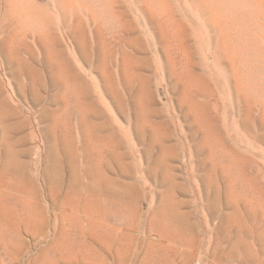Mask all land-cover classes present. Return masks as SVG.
<instances>
[{
	"label": "rangeland",
	"instance_id": "obj_1",
	"mask_svg": "<svg viewBox=\"0 0 264 264\" xmlns=\"http://www.w3.org/2000/svg\"><path fill=\"white\" fill-rule=\"evenodd\" d=\"M0 52V264H264V0H0Z\"/></svg>",
	"mask_w": 264,
	"mask_h": 264
},
{
	"label": "bare ground",
	"instance_id": "obj_2",
	"mask_svg": "<svg viewBox=\"0 0 264 264\" xmlns=\"http://www.w3.org/2000/svg\"><path fill=\"white\" fill-rule=\"evenodd\" d=\"M122 33V32H121ZM124 33V32H123ZM10 36V34H9ZM122 39V38H121ZM120 42V41H119ZM125 48V47H124ZM118 50V49H117ZM120 50H121V47H120ZM125 51V50H124ZM122 52V51H121ZM126 52V51H125ZM1 53V52H0ZM119 53V52H118ZM125 55H128L127 53H125ZM122 56V55H121ZM123 58V57H122ZM119 75V73H118ZM124 85V84H123ZM122 86V85H121ZM7 90V89H6ZM10 94V92H9ZM10 97V95H9ZM6 99V98H5ZM8 101V100H7ZM1 105V104H0ZM59 106V105H58ZM63 106V105H62ZM61 107V106H59ZM62 108V107H61ZM66 109H68V105H66ZM64 110V108H63ZM1 111V110H0ZM13 112V111H12ZM12 117V116H11ZM5 124V123H4ZM39 129V128H38ZM1 130V129H0ZM2 131V130H1ZM8 131V130H7ZM39 131H41L39 129ZM2 133V132H1ZM56 137V136H55ZM2 138V137H1ZM13 141V140H12ZM6 146V145H5ZM4 149V147H3ZM11 156V154H10ZM10 166V165H9ZM115 200H120V196H115L113 197ZM6 212V216L3 215V227L1 226V230H2V238H1V247L0 248V255L3 253V252H10L11 251V247H12V238H11V222H12V218H9L11 216L10 214V211H5ZM2 221V219L0 218V222ZM4 228V229H3ZM4 232V233H3Z\"/></svg>",
	"mask_w": 264,
	"mask_h": 264
}]
</instances>
